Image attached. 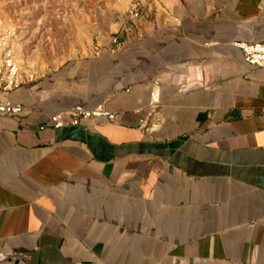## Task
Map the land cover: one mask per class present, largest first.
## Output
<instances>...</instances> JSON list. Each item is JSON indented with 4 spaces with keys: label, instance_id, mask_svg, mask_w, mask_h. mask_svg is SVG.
Listing matches in <instances>:
<instances>
[{
    "label": "crops",
    "instance_id": "1",
    "mask_svg": "<svg viewBox=\"0 0 264 264\" xmlns=\"http://www.w3.org/2000/svg\"><path fill=\"white\" fill-rule=\"evenodd\" d=\"M122 37L12 92L0 264H264V68L239 46L264 0H145ZM73 105L118 114L53 128Z\"/></svg>",
    "mask_w": 264,
    "mask_h": 264
},
{
    "label": "rangeland",
    "instance_id": "2",
    "mask_svg": "<svg viewBox=\"0 0 264 264\" xmlns=\"http://www.w3.org/2000/svg\"><path fill=\"white\" fill-rule=\"evenodd\" d=\"M132 1L145 7V0H0V25L18 30L22 69L35 78L76 53L110 46L113 35L132 23L126 15Z\"/></svg>",
    "mask_w": 264,
    "mask_h": 264
},
{
    "label": "built area",
    "instance_id": "3",
    "mask_svg": "<svg viewBox=\"0 0 264 264\" xmlns=\"http://www.w3.org/2000/svg\"><path fill=\"white\" fill-rule=\"evenodd\" d=\"M126 15L132 23L125 24L121 31L116 32L112 39L109 49L116 51L122 45L123 35L145 16V7L140 1H132L126 9ZM18 30L10 26L0 25V115H16L23 112L28 107L12 99L11 94L16 89L24 85L30 77H25L20 59ZM239 46L244 52L245 59L258 68H264V41L262 42H240ZM101 49L96 50L99 53ZM160 86L155 83L150 92L151 104L156 105L160 102ZM118 111L109 110L103 105L95 108H87L83 105H73L55 112L52 115L53 128H61L79 124L85 119L106 116L114 120ZM43 128V126L41 127Z\"/></svg>",
    "mask_w": 264,
    "mask_h": 264
},
{
    "label": "bare ground",
    "instance_id": "4",
    "mask_svg": "<svg viewBox=\"0 0 264 264\" xmlns=\"http://www.w3.org/2000/svg\"><path fill=\"white\" fill-rule=\"evenodd\" d=\"M36 67V66H35ZM41 69V68H40ZM31 71H32V73H34V74H37L36 72H38L37 71V68H35V69H31ZM23 72H25V71H23ZM24 76H27V77H30V75L29 74H27L26 72L24 73Z\"/></svg>",
    "mask_w": 264,
    "mask_h": 264
}]
</instances>
